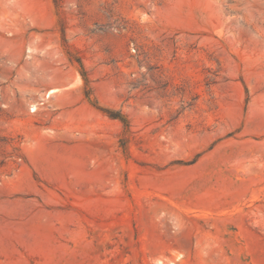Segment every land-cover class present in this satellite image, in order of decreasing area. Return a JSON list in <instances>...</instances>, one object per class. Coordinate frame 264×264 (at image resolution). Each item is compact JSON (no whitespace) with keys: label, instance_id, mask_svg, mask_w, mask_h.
<instances>
[{"label":"rangeland","instance_id":"374dc122","mask_svg":"<svg viewBox=\"0 0 264 264\" xmlns=\"http://www.w3.org/2000/svg\"><path fill=\"white\" fill-rule=\"evenodd\" d=\"M0 34V264H264V0H0Z\"/></svg>","mask_w":264,"mask_h":264},{"label":"built area","instance_id":"2783aa9c","mask_svg":"<svg viewBox=\"0 0 264 264\" xmlns=\"http://www.w3.org/2000/svg\"><path fill=\"white\" fill-rule=\"evenodd\" d=\"M49 95H50V94H48V95L46 96V98H43L41 101H39L38 104H40L41 107H43L44 104L47 103V100H48V98H49ZM35 110H36V109L31 110V112H34Z\"/></svg>","mask_w":264,"mask_h":264},{"label":"crops","instance_id":"0c3cea01","mask_svg":"<svg viewBox=\"0 0 264 264\" xmlns=\"http://www.w3.org/2000/svg\"><path fill=\"white\" fill-rule=\"evenodd\" d=\"M1 40H8L7 38H5L3 35L0 34V41Z\"/></svg>","mask_w":264,"mask_h":264},{"label":"bare ground","instance_id":"6f19581e","mask_svg":"<svg viewBox=\"0 0 264 264\" xmlns=\"http://www.w3.org/2000/svg\"><path fill=\"white\" fill-rule=\"evenodd\" d=\"M56 90H51V92L50 93H54Z\"/></svg>","mask_w":264,"mask_h":264}]
</instances>
